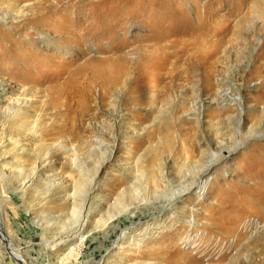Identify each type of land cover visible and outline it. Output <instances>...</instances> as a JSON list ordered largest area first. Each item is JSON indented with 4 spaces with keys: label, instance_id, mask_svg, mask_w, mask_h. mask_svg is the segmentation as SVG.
Returning <instances> with one entry per match:
<instances>
[{
    "label": "rangeland",
    "instance_id": "obj_1",
    "mask_svg": "<svg viewBox=\"0 0 264 264\" xmlns=\"http://www.w3.org/2000/svg\"><path fill=\"white\" fill-rule=\"evenodd\" d=\"M2 218L0 264H264V0H0Z\"/></svg>",
    "mask_w": 264,
    "mask_h": 264
},
{
    "label": "bare ground",
    "instance_id": "obj_2",
    "mask_svg": "<svg viewBox=\"0 0 264 264\" xmlns=\"http://www.w3.org/2000/svg\"><path fill=\"white\" fill-rule=\"evenodd\" d=\"M230 15V14H229ZM212 17V16H211ZM206 18V17H205ZM208 21V20H207ZM206 23V22H205ZM67 27V26H66ZM206 27V26H205ZM204 29V28H203ZM202 29V30H203ZM74 30V29H73ZM72 32V31H71ZM99 33V32H98ZM209 34V33H208ZM98 35V34H97ZM204 36V35H203ZM215 37V36H214ZM147 46V45H146ZM143 48V47H142ZM144 49V48H143ZM148 50V49H147ZM139 52V51H138ZM145 52V51H144ZM145 55H147V54H145ZM195 56V55H194ZM120 57V56H119ZM112 58H113V56H112ZM124 58H125V56H124ZM119 59V58H118ZM123 59V58H122ZM108 60V59H107ZM110 60V59H109ZM112 60V59H111ZM114 60H115V58H114ZM124 60V59H123ZM122 60V61H123ZM128 60V59H127ZM116 61V60H115ZM100 62V61H99ZM98 62V63H99ZM102 62V61H101ZM104 62V61H103ZM105 62H107V61H105ZM126 62V61H125ZM191 62V61H190ZM113 63V62H112ZM209 63V62H208ZM89 64H90V62H89ZM101 64V63H100ZM109 64V63H108ZM189 64V63H188ZM86 66H87V63L85 64ZM115 65H118V64H115ZM120 65H125V64H122V63H120ZM90 66H91V64H90ZM94 66H95V64H94ZM101 66V65H100ZM99 66V67H100ZM103 66H105L104 65V63H103ZM102 66V67H103ZM161 67V69H165V68H168L167 67V63L166 64H163L162 63V65L160 66ZM83 68V67H82ZM85 68V67H84ZM83 68V69H84ZM86 68H88V66L86 67ZM125 68V67H124ZM79 69V68H78ZM89 69H91V68H89ZM100 70L101 69H103V68H99ZM107 69V68H106ZM106 69H104V70H106ZM108 69H110V68H108ZM107 69V70H108ZM112 69V68H111ZM169 69V68H168ZM85 70V69H84ZM92 70H93V68H92ZM97 70H98V68H97ZM97 70H94V71H97ZM170 70V69H169ZM114 71V70H113ZM77 72V71H76ZM75 72V73H76ZM58 73V72H57ZM78 73V72H77ZM94 73V72H93ZM105 73V72H104ZM135 73V72H134ZM138 73V72H137ZM178 73V72H177ZM205 73L208 75V73H210V69L209 68H207V69H205ZM98 73L96 72V74L95 75H97ZM136 74V73H135ZM75 75V74H74ZM80 75V74H79ZM78 75V76H79ZM84 75V74H83ZM92 75H94V74H92ZM101 75H105L106 76V74H101ZM112 75V74H111ZM165 75H166V77H168L169 78V75H173V72H169L168 74L167 73H165ZM176 76H177V74H175ZM175 75H173L174 77H175ZM82 76V75H81ZM81 76H79V77H81ZM90 76V75H89ZM110 76V75H109ZM114 76V75H113ZM179 76V75H178ZM104 77V76H103ZM135 77V76H134ZM170 77H172V76H170ZM120 78H121V76L120 75H117L114 79L112 78V81L113 82H116V81H118V80H120ZM131 78V77H130ZM135 78H137V77H135ZM87 79V78H86ZM132 79V78H131ZM73 80V79H72ZM172 81H174V80H172ZM86 82V81H85ZM100 82V81H99ZM75 83V82H74ZM169 84V83H168ZM78 86V85H77ZM63 87V86H62ZM104 91V90H103ZM61 92V91H60ZM62 92H64V91H62ZM107 93H108V91H106ZM204 92V91H203ZM59 95V94H58ZM61 95V94H60ZM242 95V94H241ZM61 97V96H60ZM238 97V96H237ZM54 98V97H53ZM234 98H236V96H234ZM240 98V97H239ZM51 100V99H50ZM57 100V99H56ZM237 100V99H236ZM60 101V100H59ZM238 101V100H237ZM54 102V101H53ZM56 102V101H55ZM65 102V101H64ZM87 102L88 101H85V103L87 104ZM78 103V102H77ZM246 105V104H245ZM67 113V112H66ZM74 116V115H73ZM68 126V125H67ZM251 158V157H250ZM210 164V163H209ZM211 167V166H210ZM210 167H208V168H210ZM208 168L206 169V171L205 172H207V170H208ZM204 175V174H203ZM209 181V177H207V178H205V175L202 177V178H200L199 179V181H197L196 183L198 184V185H194V188L196 189V188H198V192L200 193H202V194H204V193H206V190H207V187H208V184L207 183H209L208 182ZM21 186H23V185H21ZM26 218V217H25ZM32 219V218H31ZM26 220V219H25ZM0 223H1V225L3 224L4 225V223H3V218L1 219V221H0ZM6 223V222H5ZM35 223H37V222H35ZM75 233L72 235V236H69V237H66V236H64V235H62V234H54L53 235V238L51 239V242L49 243L50 244V246H53V245H55L56 243H58V242H60V241H65V242H67L68 244H71V243H73V242H71V240H70V238L72 237L73 238V236H74V238H77V237H83V235L86 233V230H85V226L84 225H80L78 228H77V230L76 231H74ZM122 234H125V233H122ZM195 235L196 234H194V235H191V234H189V235H187V236H185L184 237V239H183V242L184 243H186V244H189V241H191V240H193L194 239V237H195ZM193 238V239H192ZM65 239V240H64ZM85 239V237L84 238H82L81 240H84ZM120 239V238H119ZM71 242V243H70ZM30 245V244H29ZM29 245H27V246H29ZM32 246V245H31ZM194 246H196V244L194 243ZM50 249V248H49ZM49 249H47V250H49ZM52 249V248H51ZM19 250V252H15L14 254V259L17 261V263H20V264H26V258H25V255L20 251V249H18ZM75 252V247H71V250H70V253H69V257H71V255L73 254ZM81 252V251H80ZM47 253V252H46ZM8 255V254H7ZM11 255V254H10ZM48 256V255H47ZM77 257V260H78V256H76Z\"/></svg>",
    "mask_w": 264,
    "mask_h": 264
}]
</instances>
